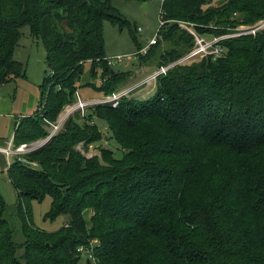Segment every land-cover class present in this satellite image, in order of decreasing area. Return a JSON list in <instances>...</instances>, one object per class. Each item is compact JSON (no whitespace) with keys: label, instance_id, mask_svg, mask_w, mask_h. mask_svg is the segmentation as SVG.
<instances>
[{"label":"trees","instance_id":"trees-1","mask_svg":"<svg viewBox=\"0 0 264 264\" xmlns=\"http://www.w3.org/2000/svg\"><path fill=\"white\" fill-rule=\"evenodd\" d=\"M213 1L163 0L166 25L139 65L163 43L172 49L159 55V68L194 48L179 22L220 38L264 20V0ZM107 20L127 23L109 1L0 0V86L27 78L14 59L25 27L43 44L50 70L37 112L15 121L14 146L46 138L75 102L86 63L93 71L104 67L100 86H88L105 96L128 84L133 72L111 70L105 57ZM219 45L220 58L160 75L152 98L125 96L116 108L96 107L83 125L69 117L43 149L25 156L36 167L16 158L6 172L26 241L15 243L0 191V264H79L78 249L91 242L95 264H264V28ZM96 117L107 122L122 159L108 150L92 158L77 151L102 140L91 123ZM48 196L46 217L69 218L54 232L32 219L31 202Z\"/></svg>","mask_w":264,"mask_h":264},{"label":"rangeland","instance_id":"rangeland-1","mask_svg":"<svg viewBox=\"0 0 264 264\" xmlns=\"http://www.w3.org/2000/svg\"><path fill=\"white\" fill-rule=\"evenodd\" d=\"M99 1H109L121 18L127 21L123 27L121 25H114L108 20L103 23L105 57H107V60L112 62L109 64V68L115 72H125L128 70L137 71L138 73H136L135 77L138 80L131 83L130 86L131 88L135 86L140 87H136L135 90L131 91L129 95L131 96L130 98L135 100L152 98L156 91L148 88H144L142 90V87L147 85L144 80H146L148 76L150 77V75H148L149 71L155 73L159 69V55L171 50L172 46L168 43H163L162 46L158 48L156 57L148 63L141 64V66L139 65L141 63V60H139V56L141 54H139V52L142 48L148 47L150 45V43L156 38V35L161 28V7L163 0H147L145 2H138L134 0ZM224 1L225 0H215L211 5L214 7H219V5ZM173 23H176V21L171 20L168 24L172 25ZM179 23L185 24V26L189 28L190 31L196 32L194 24L184 22ZM163 24L166 25L165 22H163ZM263 25L264 20L251 26L242 24L239 25L235 31L231 32L236 33L243 30L249 32L253 31L249 34L252 35L256 32L255 28L261 26V28L258 29L261 30L264 28ZM21 33L22 36L19 41L20 44L16 49L14 59L23 63L27 78H18L12 83L0 86V146L2 147H7L9 142L12 140L16 119L30 117L39 109L38 106L41 99L40 86L42 85L45 77L49 76L50 74L46 59V51L43 44L37 38L31 35L30 27L23 28ZM234 35L236 34H233L231 38L234 37ZM204 37L206 39H212L208 35ZM192 50H189L188 53H184V55L187 56ZM119 59H122V62H120ZM197 60H199L197 57L192 59V61ZM104 71L105 69L102 66H98L93 71L92 65L90 63H86L84 67V75L80 77L75 84V87L77 88L75 102L73 104H68V106L74 105L79 101L89 102L93 100H104L106 96L103 92L88 86L89 83L95 84L97 87L100 86L102 77L105 74ZM92 72L95 73V76L93 77ZM124 88L121 89L123 90ZM119 91L121 90H118L117 93ZM139 91L141 92V96H139L138 99L137 92ZM99 106L103 105H94L92 109L87 111V116L94 113V109ZM110 106L111 105H105V107ZM75 116H78L75 118L76 122L81 123V125L86 123L84 122V118H86V116L82 115L81 112ZM93 122H95L94 125L97 126L96 128L99 129L102 140L90 146L88 148L89 150L87 151L84 149L85 144L80 143L77 147V151H81L86 157L92 158L95 157V155L102 156L101 152L103 150H108L114 153L116 159H122L124 157V153L114 137H111V131L108 129L109 127L107 122L97 117L94 118ZM49 128L51 129V126L48 127V129ZM13 160L14 158L11 157L10 161ZM27 162V164L30 163L28 160ZM7 166L8 157L0 151V191L7 204L5 219L8 220L9 227L13 231L15 243L23 244L26 241L23 231V222L17 216L16 211L18 192L10 183L8 174L6 172ZM51 201V197L48 196L43 202L36 200L31 202L33 222L38 228L46 232H54L62 227L64 228L69 221V218L66 215L59 217L55 221L51 220L49 216L46 217L48 212L51 210ZM85 217H87V219L90 218L87 212L85 213ZM94 245L95 242H91L82 246L86 249L89 247H94ZM18 251L19 256L24 253L23 250ZM87 260V254L82 253L79 264H87Z\"/></svg>","mask_w":264,"mask_h":264},{"label":"built area","instance_id":"built-area-1","mask_svg":"<svg viewBox=\"0 0 264 264\" xmlns=\"http://www.w3.org/2000/svg\"><path fill=\"white\" fill-rule=\"evenodd\" d=\"M235 16H238V14H235ZM160 24H161V26L164 25L162 21L160 22ZM181 26L184 29H186V31H189L193 35V37L195 39V46H194L193 50L187 56L181 58L180 60L174 62L173 64H171L167 67L159 68L152 76H150V77L146 78V80H144L146 84H148L150 82L151 83L155 82V84H156L157 78L160 75L166 74L167 71L169 69H172L174 66H177L180 64L191 63L192 59H194L196 57L199 59H204V57H207V56H213L215 59L220 58L221 56L224 55V51H225L224 48L221 45H219L220 42L224 39L231 38V36H233V35H228V36H222L220 38H215V37L210 36L212 39H206L205 37L198 35L196 32L190 31L189 28H187L185 26V24H181ZM260 28H261V26L258 28H255V29L257 31ZM252 32L251 31L250 32L245 31V30L238 31L236 33V35H234V37L240 36V35H249ZM156 37H157V35H156ZM156 39L157 38H155L150 43V45L148 47L142 48L140 50L139 54L145 55L151 46L156 45V43H157ZM119 61L122 62V59H119ZM110 63H112V62H110L108 60V65ZM136 87H140V86H135L132 88L126 87L125 89L119 91L118 93H115L113 95H109L108 97L106 96V98L104 100H93V101H89V102L79 101L78 103H76L74 105H69V106L67 105L64 109L65 111H63V113L60 115V117L58 118L56 123L51 125V129L49 128V134L44 139L32 141L31 143L21 144L19 146H14V139L12 138V140L9 142V145L7 147L0 149V151L8 157L7 169L11 166V164L13 163V161L16 158H18L21 161L27 162V160L25 159V156L31 154V152L40 150L45 145H47V143L51 139H53L52 138L53 136L62 132V130L64 129V127L67 123L66 121L68 120L69 117L74 116L80 112L82 113V115L87 116V114H88L87 111L92 109L94 107V105H103V106L111 105L112 107L116 108L119 106L118 105L119 102L123 98H125V96L131 97L129 95H130L131 91L135 90ZM94 124H95V122L92 123V125H94ZM11 157L14 158L13 161H10ZM29 164L30 165L32 164V166H34V167L37 166V164L34 162H31ZM96 244L97 243L95 242V245ZM78 250H79L80 255L82 253L87 254L88 260L90 261L91 264L96 263V258L94 255V250H95L94 247H91V248L89 247V248L85 249L83 246H81Z\"/></svg>","mask_w":264,"mask_h":264},{"label":"crops","instance_id":"crops-1","mask_svg":"<svg viewBox=\"0 0 264 264\" xmlns=\"http://www.w3.org/2000/svg\"><path fill=\"white\" fill-rule=\"evenodd\" d=\"M132 72H133L132 78H130V80H129L128 84L125 86V88H126L127 86L131 87V86H130L131 83H133V82H135L136 80H138V79L135 77L136 73H138V72H137V71H132ZM152 73H153V72L149 71V74H148V75L151 76ZM153 74H154V73H153ZM153 74H152V75H153ZM148 75H147V76H148ZM148 77H149V76H148ZM142 81H143V80H142ZM138 82H139V81H138ZM140 83H141V82H140ZM155 86H156L155 82H152V83L150 82V83H148L147 85L143 86V87H142V90H143L144 88H148V89H152V90L154 91V90H156ZM125 88H124V89H125ZM145 90H146V89H145ZM137 93H138L137 96H138V99H139V96H141V95H140L141 92L139 91V92H137ZM13 136H14V135H13ZM13 136H12V138H13ZM1 148H4V147L0 146V149H1Z\"/></svg>","mask_w":264,"mask_h":264},{"label":"water","instance_id":"water-1","mask_svg":"<svg viewBox=\"0 0 264 264\" xmlns=\"http://www.w3.org/2000/svg\"><path fill=\"white\" fill-rule=\"evenodd\" d=\"M87 264H91L89 260H87Z\"/></svg>","mask_w":264,"mask_h":264}]
</instances>
